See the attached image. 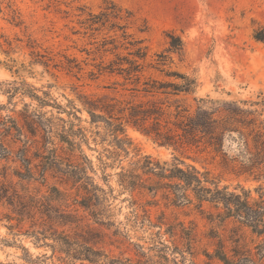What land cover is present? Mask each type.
Instances as JSON below:
<instances>
[{"label": "rangeland", "instance_id": "374dc122", "mask_svg": "<svg viewBox=\"0 0 264 264\" xmlns=\"http://www.w3.org/2000/svg\"><path fill=\"white\" fill-rule=\"evenodd\" d=\"M110 3L132 14L128 33L142 40L147 48L141 83L149 79L177 82L151 68L158 54L166 56L165 71L197 78L194 94L158 97L166 114H175L177 105L195 114L199 99L216 102L214 109L234 108L231 104L237 103L240 109L246 110L248 106L239 102H256L260 94L264 97V45L252 38L253 30L264 25V0H0V145L9 150L5 158H0V264H30L27 255L34 261L42 255L51 257V249L42 245L52 244L53 235L62 231L112 257L135 259L132 244L142 246L147 252L153 244L150 234L156 229L143 230L128 225L132 211L127 200L130 195L117 183L121 167L131 169L136 161L143 163L145 156L159 163H171L176 157L201 172L208 171L220 187L233 190L240 186L251 190L253 197L257 186L264 187V181L238 177L223 168L220 159L213 158L208 151L193 146L180 150L159 146L130 123H125L128 154L120 152L117 161L107 159L104 150L111 152L113 147L109 141L100 143L99 138L94 142L91 134L98 131L102 135L104 125L90 124L82 102L86 97L114 98L124 103L150 99L132 90L135 88L133 78L98 71L96 67L100 56L104 55L106 65L113 59L109 54L97 52L101 39L112 33L87 31L81 22L88 13L97 14ZM169 35L180 39L179 51H168ZM119 52L125 54V51ZM69 61H74L81 71L67 70ZM21 81L48 105L39 106L38 101L20 93L9 98L8 85L15 83L14 86L20 88ZM69 104L78 110L76 116L80 122L74 120V123L85 129L89 138V147L81 145L82 153L94 170H87L88 176L104 191H109L108 186L113 190L106 203L111 225L94 224L89 213L79 207L82 193L77 192L78 185L73 186L58 171L65 170L69 160L65 146L56 136L63 126L61 119L68 121L69 118L56 105L68 111ZM112 117L120 115L115 113ZM39 121L50 126L53 145L43 146ZM29 131L34 132L35 137ZM53 155L59 159L58 164L51 163ZM74 155L79 158L81 153L76 151ZM22 156L30 163L33 179L18 160ZM100 157L106 163L104 167L99 163ZM41 169L45 172L43 179L39 176ZM19 173L23 179L17 177ZM133 197L141 204L151 203L146 209L153 222L163 212L168 220H176L191 230L193 257L187 256L185 264H221L205 256L215 254L219 240L223 241L228 256H232L233 244L229 238H235L231 236L234 225L230 221L221 224L210 219L209 214L215 216L217 212L208 205L203 206L202 212L195 204L176 207L162 197V192L155 195L136 191ZM138 212L141 214V209ZM69 213L78 217L80 228L77 230L61 226L62 214ZM33 234L46 239L35 247ZM244 235L247 248L254 254L250 234ZM164 239L170 244L167 236ZM179 247L185 249V246ZM45 264L58 262L54 258Z\"/></svg>", "mask_w": 264, "mask_h": 264}, {"label": "trees", "instance_id": "16d2710c", "mask_svg": "<svg viewBox=\"0 0 264 264\" xmlns=\"http://www.w3.org/2000/svg\"><path fill=\"white\" fill-rule=\"evenodd\" d=\"M131 18L130 12L110 3L97 14L88 13L84 21L81 22L87 31L112 33L111 36L101 39L97 52L109 54L113 56V59L106 65L103 62L104 55L100 56L101 61L96 66L98 71L116 72L126 79L133 78L135 88L132 90L143 93L144 96H150L146 102L139 101L138 103L131 101L124 103V101L105 97H86L82 102L85 112L90 117V124L97 126L99 123H103L104 125L102 135L98 131L91 134L94 142L99 138L100 143L109 141L110 146L113 147L111 152L109 149L104 150V153L108 154L107 159L117 161L120 152L125 155L128 154L129 143H127L128 140L125 135V123H130L159 146L173 150H180L185 146L201 148L203 151L212 154L213 158H219V164L234 175L246 176L256 182L264 181V97H261L260 94L259 100L256 102H239L248 106L246 110L240 109L237 103L231 104L234 108L217 107L214 109L213 106L216 105V102L209 99H199L196 100L195 114H189L187 108H180L179 105L175 107V114H166L158 97L161 95L194 94L198 86L197 78L177 71H165L163 67L166 65V56L158 54L156 63L151 68L177 82L149 79L141 83L147 48L143 45L142 40L136 39L128 33ZM168 38V51H179L181 49L180 39L173 35H169ZM252 38L255 42L264 45V25H259L253 30ZM119 51H125V54ZM68 63L67 70L77 69L81 71V68H78L74 61ZM14 84L8 85L9 90L6 93L10 94L9 98L20 93L22 96H28L32 100L38 101L39 106L48 105V102L28 90L29 86L24 81H21L20 88L15 87ZM69 105L68 111L56 105V108L63 111L69 118L68 121L61 119L63 126L56 136L59 143L65 146L69 160L67 168L58 171L68 178L73 186L78 185L76 190L78 193H82L79 207L84 212L89 213L94 224L99 226L111 225L109 222L110 215H108L110 210L106 203L112 197L113 190L108 186L109 191H104L88 176L87 170L92 172L94 170L91 161L82 153L81 145L85 144L89 147V138L86 130L74 123V120L80 122V118L76 116L78 110L73 104ZM115 113H118L120 117L113 118ZM102 114H108L109 117L105 118ZM172 117L173 120H171ZM123 118H126L124 122L122 121ZM37 125L43 133L41 136L43 146L48 143L52 144L49 137V134L52 133L50 126H46L43 121H39ZM30 133L35 137L34 132ZM55 150L56 148L52 149L54 154ZM8 151L7 148L0 145V158H5ZM76 151L81 153L79 158H75L74 153ZM18 160L25 167L27 174L31 175L30 178L33 179L34 173L26 156H22ZM98 160L101 166L106 165L101 157ZM51 163L58 164L59 159L53 155ZM57 168L60 167L57 166ZM120 169L121 171L117 174V183L122 191L128 192L130 195V199L127 200L132 211L130 218L127 219L128 225L143 230L156 229L155 233L150 234L153 244L148 248V251L145 252L144 248L138 244H132L136 253L135 259L121 256L112 257L86 242H80L77 238H70L68 234H64L62 231L55 232L57 234L53 235L52 244L44 243L42 245L51 249V257L42 255L36 257V261H34L31 256L27 255L28 263L45 264L48 259L56 258L58 264H185L188 260L187 256L193 257L191 242L194 238L191 236V230L176 220H168L163 212L153 222L149 211L146 209L151 203L149 201L145 204L139 203L133 197L136 191L153 192L155 195L162 192V197L171 202L172 205L178 207L195 204V208L201 212L203 206L208 205L210 209L217 212L215 216L210 213V219H216L221 224L230 221L234 225L231 229V236H235V238H229L230 243L233 244V248L230 250L232 256H228L223 241L219 240L215 254H205L209 260L216 259L221 264L263 263L264 187L262 184L254 189L255 197L252 196L251 190H246L240 186L233 190L227 186L220 187L208 171L201 172L192 165H186L176 157L171 163H159L153 162L145 156L143 163L138 160L132 164L131 169L125 170L122 167ZM44 173V169L39 171V176L42 179ZM21 175L19 173L17 177L23 179ZM53 191L59 193L56 188H53ZM139 209H141V214L138 212ZM73 213H76V210ZM62 215H64V221L61 222L62 227H70L74 230L80 228L76 215L71 213ZM104 219L108 221L105 223ZM246 232L252 238L254 254L247 248L244 235ZM76 234L75 231L74 235ZM33 235L35 247H38L42 239H46L45 236L39 238L35 234ZM166 236L170 239V244H167L164 239ZM179 245L185 246V249L183 250Z\"/></svg>", "mask_w": 264, "mask_h": 264}]
</instances>
